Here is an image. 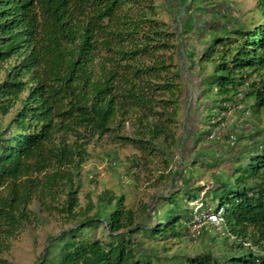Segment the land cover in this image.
Listing matches in <instances>:
<instances>
[{"label":"trees","instance_id":"trees-1","mask_svg":"<svg viewBox=\"0 0 264 264\" xmlns=\"http://www.w3.org/2000/svg\"><path fill=\"white\" fill-rule=\"evenodd\" d=\"M213 1L182 4L191 12L180 22L182 31L193 37L184 50L187 68L177 33L159 19L155 0H0V115L14 112L4 127L10 135L0 134V264H8L1 254L31 224L34 200L72 224L48 240L38 264H264V152L258 144L217 146L224 153L219 161L231 168L210 167L238 174L235 185L218 181L198 189L208 187L205 197L222 190L219 207L229 234L207 244L204 229L197 239L202 248L190 252L157 249L185 237L190 202L200 198L182 180L183 171L175 174L180 186L157 198L148 223L137 222L124 195L105 191L85 207L78 197L89 145L129 119L134 135L126 142L162 156L167 166L178 149L184 166L199 163L196 145L184 149L176 133L188 88L197 102L201 90L213 93L219 108L242 93L243 102L264 110V0H256L260 22L231 24L227 16L223 27L205 35L195 17ZM211 143L205 149H218ZM203 201L207 208L216 199Z\"/></svg>","mask_w":264,"mask_h":264},{"label":"rangeland","instance_id":"rangeland-1","mask_svg":"<svg viewBox=\"0 0 264 264\" xmlns=\"http://www.w3.org/2000/svg\"><path fill=\"white\" fill-rule=\"evenodd\" d=\"M184 1L186 0H155V4L159 19L177 33L174 42L177 45V51L184 57L183 60L185 62H183V65L186 63L188 68L189 64L186 62L184 50H190L193 44V37L191 32L182 31L180 25V22L191 14L190 10L188 11L187 9L188 5L186 8L183 7ZM182 7L184 8L183 10ZM206 7L208 9L205 10L203 17L198 15L195 17L197 18L195 28L203 30L202 33L205 35L209 33L213 26L217 30L223 27L224 23L228 21L225 18L227 16L232 19L231 24L236 19L246 23L261 21L256 0H215L212 3L209 2ZM175 62L180 64L178 60ZM190 90L191 88H188L187 92H185L183 103L180 105L176 133L179 138L182 137L183 139V148L190 149L191 145L188 140L193 126L190 118L193 119L191 112L195 106L194 112L200 111V116L193 140L196 145L197 155H199L201 161L193 166H184L185 164L181 162V149L176 151L175 159L170 162L169 166L165 164L162 156L147 155L148 152L138 149L132 143L126 142V137L134 135V128L131 125L133 119H129L122 130L111 132L99 139L96 138L89 145V156L82 166L79 180L81 187L78 197L82 207L86 206L89 199L96 201L103 192L110 191L116 196H125V206L126 208H133L137 216V222L148 223L153 218V216L150 218L148 213L153 214L152 207L155 205L157 198L180 186L181 180L175 178V174L179 173V171H183L182 180L186 186L193 188L191 193L199 197L203 190L200 192L198 188L203 184H213L214 187L217 186L216 183L218 181H222L235 185V179L238 174H230L231 172L226 175H223L222 172L217 174L210 167V165L214 164L219 167V170H224L231 168V164H223V162L219 161L222 160L220 157H212L211 151L204 147L211 143L206 140L205 135L206 128L211 123V118L218 113L219 107L215 102L217 98L209 90H201V97L197 102L195 95ZM194 102H197V105H194ZM249 110L248 119L258 117L256 127H254V130L257 129L255 137L250 139H243L242 137L244 133H247V130H251L246 125H250L251 122H245L246 124L243 123L233 128L238 135L237 145L240 143L239 145L245 146L244 148L259 144L262 141L261 134L264 133V110L258 105L250 107ZM13 116L14 112L7 116L0 115V125L2 127L9 126ZM240 137L242 138L240 139ZM227 151L229 153L231 150L229 151L228 149ZM134 160L138 162V165L135 166L131 163ZM222 194L221 189H212L207 193L205 202L215 198L216 201L212 205L214 209H217ZM145 206H147V209L145 208V213H143L142 208ZM30 209L34 213L31 224H28L24 231L11 241L10 251L1 254V257L8 264H38L48 240L72 225L65 223L64 216L58 214L57 211L53 213L43 211L36 200L30 205ZM216 235L218 233L214 228L210 226L206 228L204 232L205 240L207 239L206 243L211 244L209 238H216ZM103 236V232L98 230L97 237L103 238ZM219 237L221 239L224 238V236ZM217 240V243L221 246L220 239ZM163 244L167 249L166 251L162 250V246L157 247L158 251L163 252L162 255L190 252L194 247L202 248L200 240L188 241L185 237L169 239Z\"/></svg>","mask_w":264,"mask_h":264},{"label":"built area","instance_id":"built-area-1","mask_svg":"<svg viewBox=\"0 0 264 264\" xmlns=\"http://www.w3.org/2000/svg\"><path fill=\"white\" fill-rule=\"evenodd\" d=\"M235 111L243 112L245 119H248L247 116L250 115V110L245 107L242 101V93L237 95L236 101L224 104L223 107L218 110V113L211 118V123L206 128L205 138L207 141L213 143H226L230 147L236 146L238 135L232 133L230 129L231 118ZM0 134L4 137L10 135L1 125ZM257 149L258 152H264V137L257 145ZM207 189L208 187L203 189L198 200L190 202L194 212L191 220L187 224L185 239L188 241H196L202 234V231L209 226L214 228L220 236L229 234L224 218V208H204L203 200Z\"/></svg>","mask_w":264,"mask_h":264},{"label":"crops","instance_id":"crops-1","mask_svg":"<svg viewBox=\"0 0 264 264\" xmlns=\"http://www.w3.org/2000/svg\"><path fill=\"white\" fill-rule=\"evenodd\" d=\"M192 90H195L194 88H192ZM194 92V91H193ZM244 104H245V107L248 109L250 106H249V104H250V102L249 101H246V102H244ZM194 105H197V102H194ZM194 109H195V106H194ZM194 109L192 110V112H191V115H192V117H193V119L192 118H190V121H191V123L193 124V126H192V131H191V134H190V137H189V140H188V142L190 143V147L189 148H194V145H195V142H194V140H193V136H194V133H195V131L197 130V121H198V118H199V116H200V111H197V112H194ZM218 110H219V108H218ZM258 118V117H257ZM257 118H255V119H245L244 118V114H243V112H241V111H235L234 113H233V116H232V118H231V125H230V129H231V132L232 133H234V134H236V132L233 130V128L234 127H236L237 125H240V124H246V123H248V122H251V124L250 125H248V124H246L247 125V127L248 128H251V130H247V133H244L243 135H242V137H243V139H246V138H253V137H255V135H256V130H254V127H256V120H257ZM246 122V123H245ZM252 127H253V130H252ZM242 137H240V139L242 138ZM261 137L263 138L264 137V133L263 134H261ZM260 138V137H259ZM211 145H212V143H210ZM226 143H220V144H217V143H214L213 145V147H216V148H218L217 146H223V147H225L226 148V145H225ZM240 143H238V149L239 148H244L245 146H241V145H239ZM243 145V144H242ZM204 147H206V146H204ZM208 149H210L209 147H208ZM213 149V148H212ZM220 147L218 148V149H214L213 151H211V152H213V156H218V157H220L221 158V156H223L224 155V153H223V151L220 149ZM197 151V150H196ZM219 170V169H218ZM213 171H216V169H213ZM219 172H222V171H219ZM223 173V172H222ZM220 174V173H219Z\"/></svg>","mask_w":264,"mask_h":264}]
</instances>
